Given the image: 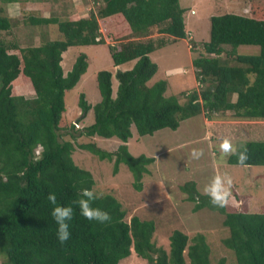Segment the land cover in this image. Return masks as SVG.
Masks as SVG:
<instances>
[{"label": "trees", "instance_id": "obj_1", "mask_svg": "<svg viewBox=\"0 0 264 264\" xmlns=\"http://www.w3.org/2000/svg\"><path fill=\"white\" fill-rule=\"evenodd\" d=\"M248 3L247 14L211 16L210 38L193 61L201 87L188 93L183 103L177 95H166L167 79L151 82L158 64L150 56L169 42L163 37L153 39L155 29L174 42L188 38L186 8L180 0H95L84 18L25 17L26 25L56 24L62 34L37 45L23 46L0 35V255L6 256L8 264H119L133 251L149 264H212L204 233L190 239L175 229L167 251L153 240L155 222L137 215L128 220L126 209L112 194H103L93 204L110 214V222H90L80 215L73 201L82 189L94 190V180L75 162V143L63 139L61 122L67 92L81 81L90 61L81 52L68 72L62 62L72 46L100 44L108 46L115 66L135 61L130 69L97 72L101 95L97 103L91 104L85 92L78 100L81 119L94 112V122L81 130L83 134L118 137L123 143L113 152L92 143L79 147L100 159L114 160V173L120 164L128 165L133 185L140 191L155 157L130 152L127 142L134 135L133 127L140 136L164 128L177 130L182 121L204 111L211 119L233 112L236 118L264 120V0ZM19 24L0 6V32L11 34ZM241 45H257L260 52L240 53ZM224 52L230 59L222 57ZM114 75L119 82L116 92ZM18 80L31 87V96L18 91ZM242 148L247 149L246 165H264V139L246 141ZM228 163L237 164V157L229 156ZM181 188L195 210L206 207L224 215L229 235L223 243L234 252L237 264H264V206L250 211L244 201L241 209L230 203L214 207L195 181ZM49 193L56 194L58 204L74 207L71 236L63 245L50 214L54 206L47 199ZM237 196L241 197L236 192ZM218 264H225V258Z\"/></svg>", "mask_w": 264, "mask_h": 264}, {"label": "rangeland", "instance_id": "obj_2", "mask_svg": "<svg viewBox=\"0 0 264 264\" xmlns=\"http://www.w3.org/2000/svg\"><path fill=\"white\" fill-rule=\"evenodd\" d=\"M84 1H87V5L84 4L85 9L94 8L95 0H81L80 5H83ZM68 2L66 1V4ZM180 2L186 8L188 38L174 42L172 37L168 38V35H163L155 29L151 34L153 39L163 37L169 42L150 56L158 64V72L151 82L167 79L169 87L166 95H177L183 103L187 100L188 93L201 87L195 77L196 67L193 61L204 52L203 43L210 38L211 16L226 12L247 14L249 3L248 0H180ZM17 32L18 29L15 28L11 34L1 31L0 35L7 40H18L23 46L41 44L44 39L62 38L56 24L31 27L29 31L23 30L21 35H14ZM230 48L226 47L227 50ZM81 52L88 54L90 65L81 81L67 92V109L61 122V132L63 139L74 141L76 149L73 158L80 167L92 173L94 190L118 198L127 211L128 220L134 215L141 219L153 220L156 224L153 240L157 246L169 251L170 235L175 229L187 233L190 239L198 233H204L211 246L212 264H218L222 258H225V264H237L234 252L223 243V239L229 235L223 224L224 215L206 207L195 210V203L188 200L187 193L181 187L186 182L195 181L199 192L203 194L204 186L214 175L227 173L233 179L230 207L233 205L238 209L245 208L243 205L245 201L250 211L262 210L264 165L229 164V157H224L220 153L219 144L224 138L230 139L238 147L249 140L264 139V120L236 118L233 117V112L218 113L211 119L204 111L182 121L177 130L164 128L153 135L140 136L133 127L134 135L127 142L130 152L135 156L146 154L155 157V162L149 166L150 173L145 174L143 178V188L139 191L133 185L134 177L128 165L120 164L118 172L114 173V160L100 159L92 152L79 147V144L92 143L113 152L123 143L118 137L104 138L99 135L83 134L81 130L84 131L94 122V112L90 110L87 116L81 119L82 111L78 100L81 92H85L91 104L97 103L101 99L97 72L106 69L115 73L118 69H130L135 61L118 67L114 65L105 44L72 46L64 53L62 64L65 72L72 68ZM238 52L256 54L260 52V47L241 45ZM222 57L225 60L230 59L226 52ZM118 83L114 75V92ZM19 92L27 97L33 93L25 85L20 86ZM71 134L75 135L76 139H73ZM193 148L203 149L204 155L201 159H191L190 153ZM236 192L241 197L234 198ZM230 207H227V210H230ZM5 257L3 254L0 255V264H8ZM119 264L149 263L133 251Z\"/></svg>", "mask_w": 264, "mask_h": 264}, {"label": "clouds", "instance_id": "obj_3", "mask_svg": "<svg viewBox=\"0 0 264 264\" xmlns=\"http://www.w3.org/2000/svg\"><path fill=\"white\" fill-rule=\"evenodd\" d=\"M219 151L224 157L236 156L238 165H246L248 160L247 149L234 145L230 139L224 138L221 141ZM203 155V149L193 148L190 153L191 159L193 160H199ZM232 187L233 179L230 175L227 173L223 175L218 174L214 175L210 182L204 186L203 194L209 197L210 203L214 207L223 208L229 205L230 198L232 197ZM102 195L103 193L85 188L81 190L80 198L73 201V204L79 208L80 215L86 220L106 224L111 221L110 214L99 207H93L94 202L100 199ZM47 199L54 206L50 214L57 225V239L63 245L71 236L69 222L74 218V207L58 204L55 193H49Z\"/></svg>", "mask_w": 264, "mask_h": 264}, {"label": "crops", "instance_id": "obj_4", "mask_svg": "<svg viewBox=\"0 0 264 264\" xmlns=\"http://www.w3.org/2000/svg\"><path fill=\"white\" fill-rule=\"evenodd\" d=\"M66 1H69L68 4H66ZM79 1L81 0H0V6L5 9L7 15L15 19L18 23H21V25H15L13 27V29H18V32L14 33V35H21L23 30H31L29 25L23 23V19L31 15L42 17L58 15L62 19L66 18V16L88 17L90 10L85 9L84 5L87 1H84L83 5H80ZM21 85L27 86L32 93L29 85L20 82L18 91H20Z\"/></svg>", "mask_w": 264, "mask_h": 264}]
</instances>
